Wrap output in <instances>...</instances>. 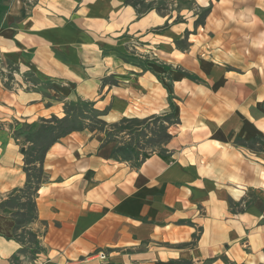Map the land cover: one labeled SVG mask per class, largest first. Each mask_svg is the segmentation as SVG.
Returning a JSON list of instances; mask_svg holds the SVG:
<instances>
[{
  "label": "crops",
  "instance_id": "obj_1",
  "mask_svg": "<svg viewBox=\"0 0 264 264\" xmlns=\"http://www.w3.org/2000/svg\"><path fill=\"white\" fill-rule=\"evenodd\" d=\"M196 1L200 34L120 0H0V203L26 182L12 133L66 102L105 127L174 116L162 152L137 162L106 130L54 143L36 245L0 211V264H264V0Z\"/></svg>",
  "mask_w": 264,
  "mask_h": 264
},
{
  "label": "rangeland",
  "instance_id": "obj_2",
  "mask_svg": "<svg viewBox=\"0 0 264 264\" xmlns=\"http://www.w3.org/2000/svg\"><path fill=\"white\" fill-rule=\"evenodd\" d=\"M120 2L126 6L131 7L136 12L137 16H142L147 13H156L159 16L166 17L168 23L172 22L176 24H184L185 22L192 21L194 23V26L192 27V34L202 33L198 25L202 23L205 17L206 8H200L196 0H120ZM183 43L184 41L182 40L180 43L177 44V47L181 48ZM197 45L199 46L200 43ZM3 66L7 69L8 72H10V75L5 76L8 80L7 82H10L12 74L16 72V68H14V66H12L10 62H5ZM161 67L164 70L169 69V66H167V64L164 65L162 63ZM22 79L26 83L28 82L31 84H38V82L29 74L23 75ZM53 88H51L49 85L44 84L39 85L37 87V90H39L40 92L49 90V92H47L46 94L51 95V89ZM64 92L65 91H63L62 93ZM67 103L68 102H66L65 104ZM168 118L169 124L174 123L173 115L168 116ZM138 122L139 123H120V121H118L114 124L107 125L105 127L106 124L103 123L101 119L94 117L88 122V125L94 130L100 131L99 129H103L111 132V136L109 138H117L120 142L127 141L126 143H128V148L133 152L131 153V156L135 158L137 162L140 160V158L145 155H148L152 151L162 152V146L169 140L164 138L167 123H163L159 119L157 121L152 120L150 122ZM136 124L138 126H135ZM119 127L122 128L123 132L119 133L117 130L114 129ZM19 140L20 142H22V144L25 145L26 148L28 146H31L30 144H27L23 141L22 136L19 137ZM23 168H25V166ZM33 168H35V170H31ZM28 169H30L31 176H37V178L33 180L34 182H38L39 184L43 182L44 177L43 172L41 170L33 166H29ZM30 205L31 199L27 197V195L24 193L19 194L16 199H13L9 203H7V205L5 206L6 208L2 210L9 214H18V221L23 222V220L29 218V215L31 213ZM17 234V239L20 241H26L28 243L32 241V238L28 235L27 231L25 233L20 231ZM31 245L33 244H29L28 248ZM32 253L33 252H31V254Z\"/></svg>",
  "mask_w": 264,
  "mask_h": 264
},
{
  "label": "trees",
  "instance_id": "obj_3",
  "mask_svg": "<svg viewBox=\"0 0 264 264\" xmlns=\"http://www.w3.org/2000/svg\"><path fill=\"white\" fill-rule=\"evenodd\" d=\"M207 13V11H206ZM205 13V15H206ZM103 113L95 110L93 108V105L89 102H70L64 105V116L62 118L57 117H51L47 120H41L39 122L30 124V125H23L21 128L16 129L12 136L14 139L18 142H20L19 137L22 136V139L27 144H30L31 146H28L27 148H24V144H22L21 153L24 156V166L23 168L25 174H26V182L24 184V187L21 190H18L11 194L7 200L2 201L0 203V211H3L2 209H5L7 203H9L11 200L16 199L19 194H26L27 197L31 199V213L29 215V218L22 221H18V214H11L12 218L14 219V235L13 239H15L18 242H23L17 239L18 231H21L25 233L27 230L26 228L28 225L33 223V221L36 219L35 215V203H34V197L38 191L39 183L34 182L33 180L37 178V176H31L30 175V169H28L29 166L37 167V169L42 171V161L45 152L54 144L60 141L62 138L66 137L67 135L73 133V132H79L83 131L85 129H88L90 131H93L94 129L90 128L88 125V122L96 117L98 119H101ZM161 120L163 123H168V116H164L161 118H155L153 121ZM102 121V120H101ZM103 122V121H102ZM144 122V121H143ZM104 123V122H103ZM120 123H139L138 120H127L123 119L120 121ZM135 126H138L137 124ZM119 133L123 132L122 128H114ZM103 130V129H99ZM106 137L111 136V132L105 131ZM165 139H169L170 136L165 131ZM36 169V171H37ZM35 170V168L31 169ZM5 212V211H3ZM28 235L31 236L32 241L29 242L30 244L36 245V234H34L31 231H27ZM23 252V250H20V253Z\"/></svg>",
  "mask_w": 264,
  "mask_h": 264
},
{
  "label": "built area",
  "instance_id": "obj_4",
  "mask_svg": "<svg viewBox=\"0 0 264 264\" xmlns=\"http://www.w3.org/2000/svg\"><path fill=\"white\" fill-rule=\"evenodd\" d=\"M99 257H100V259L103 260V261L106 260V256H105V254H103V253H99Z\"/></svg>",
  "mask_w": 264,
  "mask_h": 264
}]
</instances>
